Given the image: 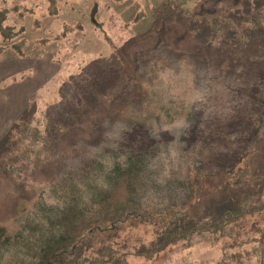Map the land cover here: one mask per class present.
Segmentation results:
<instances>
[{
	"label": "trees",
	"instance_id": "obj_1",
	"mask_svg": "<svg viewBox=\"0 0 264 264\" xmlns=\"http://www.w3.org/2000/svg\"><path fill=\"white\" fill-rule=\"evenodd\" d=\"M248 1L197 0L192 14L181 18L183 38L197 48L189 55L195 75L203 70L201 64L208 63L207 52L214 44L264 45V2L255 7ZM59 14L56 0L37 5L28 0H0V42L7 47L22 36L21 22L26 17L57 18ZM96 14L97 6L90 19L99 29ZM39 23L34 20L32 29L40 30ZM106 37L103 42L110 44ZM5 46H0V55ZM9 46L23 57L21 49ZM152 50L133 68V77L107 91V105L95 113L94 138L89 130L80 136L73 160L53 171L45 186H28L12 176L19 177L23 168L33 165L26 152H20L22 140L38 142L43 140L41 133L35 128L27 135L28 124L22 121L11 130L14 156L9 152L0 156V182L9 183L0 198V264H127L129 257L151 261L178 245L192 248L201 243L220 246V256L209 264H264V226L252 220L264 215V193L258 195L255 206L248 199L251 183L242 184L235 176L233 181L222 179L209 193L205 177L192 176L196 173L194 149L170 152V147L156 142L165 124L161 110L152 109V101L144 103L147 64L173 65L188 54L167 43ZM127 130L145 134L133 151L113 140V135ZM49 146L43 141L42 149ZM44 159L35 161L43 164ZM24 160L27 163L22 166ZM220 197H225L226 209L218 202ZM130 231L137 235L142 231L132 247L122 239Z\"/></svg>",
	"mask_w": 264,
	"mask_h": 264
},
{
	"label": "rangeland",
	"instance_id": "obj_2",
	"mask_svg": "<svg viewBox=\"0 0 264 264\" xmlns=\"http://www.w3.org/2000/svg\"><path fill=\"white\" fill-rule=\"evenodd\" d=\"M117 1L84 0L82 8L80 6L84 14L77 9L83 21L88 24V37L85 35L84 39L81 37L83 28L78 24L66 26L65 29L52 24L53 29L47 32L49 23L54 18L45 15L42 18L26 17L33 18L31 24L34 20H39V28L42 20L43 24H47L41 38L35 39L37 33L31 27L28 33L24 32L9 44L21 49L23 55L26 51L30 60L38 57L51 58L61 70V73L53 76L45 89L34 94L31 104L28 102L21 108L8 106L4 109V121L7 124L2 127L0 156L8 152L14 156L12 143L15 140H11L13 137L9 133L19 121L26 126L28 124L25 132L27 135L36 128L43 137L38 142L28 138L22 140L20 152H26V157L32 160L33 165L23 168L19 177L15 173L13 178L28 186H45L53 171L73 160V152L77 149L80 136L89 130L94 138L95 125L92 124H95L98 117L95 113L107 105L104 103L107 91L113 90L114 86L117 88L128 77H133L137 63L150 55L155 46L167 43L171 48L183 50L188 55L182 57L183 61L173 65L147 64L150 73L143 77L144 90L148 94L144 103L152 101L150 107L158 112L161 110L163 115L160 120L165 124L155 136L156 142L170 147V152L180 153V150L194 149L193 168L196 173L192 176L196 178L199 175V179L205 177L203 180L209 193L212 186L217 189L221 185L224 181L222 179L235 180L233 176L236 180L241 179L242 184L251 183L249 192L247 191L248 199L256 206L260 201L257 199L258 195L264 193V45L214 44L207 52L208 63L201 64L203 70L195 75L189 65V55L192 49L197 48L183 38L180 21L192 14L197 0H164L162 6L158 5L159 8L150 11L147 6L144 8V4L138 8V0H124L135 6L132 8L131 23L141 21L140 24H151L152 29L145 37L135 35V31H127L121 26L123 23L109 7V4H122ZM263 2L264 0L248 1L249 5L253 4L255 7ZM95 6V19L99 29L93 26L90 19ZM59 33L64 35L63 38L55 37ZM103 36H107L110 44L103 42ZM25 37L30 39L27 46ZM9 45L6 47L0 42L5 50L11 49ZM101 46L100 54L97 55L96 51ZM15 55L17 56L16 53ZM51 71L54 72L55 68ZM26 76L23 72L13 76L4 74L1 76L3 80L0 89L5 90L10 84L19 83ZM4 93L0 91L1 95ZM186 114L188 115L185 117ZM187 117L191 118V123L187 122ZM144 135L140 131L127 130L113 135V140L117 138L116 144H122L133 151L137 142L144 141ZM45 140L50 142V146L42 149ZM73 145L75 147L72 148ZM36 158H45L44 165L38 164ZM25 163L26 160L21 162L22 166ZM8 186V182H0V198ZM253 190L256 192H252ZM217 200L226 207L225 197ZM263 218L264 215H255L252 220H258L264 226ZM138 235L137 232L130 231L122 239L132 247L136 245ZM219 248V244L215 243H201L192 248L178 245L151 261L129 257L127 264H209L220 256Z\"/></svg>",
	"mask_w": 264,
	"mask_h": 264
},
{
	"label": "crops",
	"instance_id": "obj_3",
	"mask_svg": "<svg viewBox=\"0 0 264 264\" xmlns=\"http://www.w3.org/2000/svg\"><path fill=\"white\" fill-rule=\"evenodd\" d=\"M28 1L34 5L40 4L42 2V0ZM163 1L164 0H138L137 6L139 8V6H142L144 4V8L145 6H147L149 11L151 9L156 10L157 8L162 6V4L164 3ZM83 2L84 0H56L57 8L60 14L56 19L54 18V21L52 23H49L48 29L46 31L48 32L53 29L52 24L54 26H58L59 28H61L62 25L73 26L75 24H78L81 28H83V31H81V37L83 39L85 35H87L88 37V24L83 21L82 16L79 15V11H77V9L81 11L80 6H83L85 3ZM120 2L122 3L121 5L109 4V7L111 8V12L116 16V18L121 23H123V25L121 26L124 29H127V31H135V35L138 36H144L145 34L149 33V31L152 29L151 24L149 26L147 24H140L141 21L131 23V20L133 19L132 8H135L134 4H131L130 2H126L124 0L117 1V3ZM68 5L70 6L68 7ZM80 13L84 14L83 11H81ZM25 20H28V22H30L33 20V18H25ZM25 20L24 22H21V25L23 26L25 33H28L33 24H31V22L27 24ZM46 25L47 24H43L42 20L41 30L36 31L37 37L35 39L42 37V35L44 34L43 30ZM147 26L148 28H146ZM51 37L53 36L51 35ZM25 39L27 46L29 45L30 39L28 37H25ZM83 39H81V41ZM95 40H97L96 37ZM99 42L101 43V40ZM102 47L103 46H101V48L96 51L97 55L100 54V50L102 49ZM93 54H95V52H93ZM24 55L25 58L17 57L12 49H4L0 56V83L3 80L1 79V76H4V74H6V76H13V74H20L22 72L27 74L26 78L22 79L19 83L10 84L5 90L0 89V91H2L3 93L6 92L2 95L0 94V137H2L3 135V125L7 124L4 121V109L8 106L11 108L23 107L28 103L29 96L37 92L39 93L41 90L45 89L46 86L51 83V79L53 78V76L61 73V70L58 69L57 64L53 62V59L51 58L47 59L45 57H38L36 59L30 60L26 51L24 52ZM53 68H55L54 72L51 71Z\"/></svg>",
	"mask_w": 264,
	"mask_h": 264
}]
</instances>
